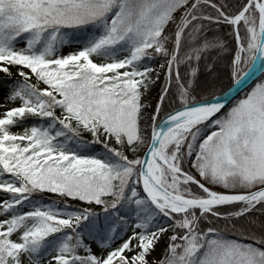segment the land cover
Returning <instances> with one entry per match:
<instances>
[{"label":"snow or ice","instance_id":"snow-or-ice-1","mask_svg":"<svg viewBox=\"0 0 264 264\" xmlns=\"http://www.w3.org/2000/svg\"><path fill=\"white\" fill-rule=\"evenodd\" d=\"M0 264H264V0H0Z\"/></svg>","mask_w":264,"mask_h":264},{"label":"water","instance_id":"water-1","mask_svg":"<svg viewBox=\"0 0 264 264\" xmlns=\"http://www.w3.org/2000/svg\"><path fill=\"white\" fill-rule=\"evenodd\" d=\"M260 76V72L259 71H257L256 73H254V76H253V78L249 81V84H252L255 80H256V78L257 77H259ZM242 94V93H241Z\"/></svg>","mask_w":264,"mask_h":264},{"label":"bare ground","instance_id":"bare-ground-1","mask_svg":"<svg viewBox=\"0 0 264 264\" xmlns=\"http://www.w3.org/2000/svg\"><path fill=\"white\" fill-rule=\"evenodd\" d=\"M242 95V94H241Z\"/></svg>","mask_w":264,"mask_h":264}]
</instances>
